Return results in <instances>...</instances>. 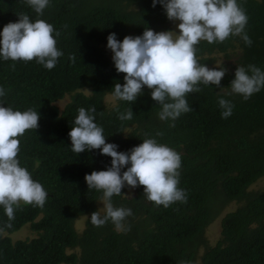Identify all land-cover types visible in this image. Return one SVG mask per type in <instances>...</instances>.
<instances>
[{"label": "trees", "instance_id": "16d2710c", "mask_svg": "<svg viewBox=\"0 0 264 264\" xmlns=\"http://www.w3.org/2000/svg\"><path fill=\"white\" fill-rule=\"evenodd\" d=\"M238 2L247 15L251 44L230 36L195 45L198 62L211 68L220 58L217 66L226 69L225 75L219 87L198 84L199 92L188 94L191 111L161 121L160 105L146 86L132 104L112 97L111 88L123 84L124 73L115 70L102 47L110 32L122 40L145 27L169 30L173 21L159 3L51 0L37 16L23 0H0V27L15 22L20 12L42 19L59 30L56 47L63 53L51 70L34 60L0 61V86L6 90L0 100L14 110L39 113L38 127L18 137L17 157L48 193L42 206L21 202L11 221L0 208V264H264V190L252 189L264 180V88L246 101L227 88L237 65L264 71V0ZM218 96L233 105L227 118L220 116ZM89 106L117 151L146 137L176 150L181 157L177 186L186 191V202L154 206L144 198L142 185L125 187V196L114 195L112 201L131 209L128 230L118 232L111 222L93 226L88 216L102 207V193L88 189L84 176L106 169L111 157L99 149L76 154L68 138L77 109ZM129 108L132 118L118 119ZM233 203L237 207L220 218L219 237L211 243L207 228ZM25 227L28 235L14 240L12 235Z\"/></svg>", "mask_w": 264, "mask_h": 264}, {"label": "clouds", "instance_id": "9594fccd", "mask_svg": "<svg viewBox=\"0 0 264 264\" xmlns=\"http://www.w3.org/2000/svg\"><path fill=\"white\" fill-rule=\"evenodd\" d=\"M23 2L40 16L51 0ZM157 3L168 20L178 21L175 24L178 31H153L145 27L140 35H125L122 40L110 32L106 48L111 51L115 70L124 73L123 84L114 83L111 95L115 100L132 104L146 86L151 99L160 105L158 119L175 121L182 113L192 110L187 96L199 92L198 84L219 87L226 72L223 66L209 68L200 64L195 45L202 40L223 42L230 36H239L246 45L251 40L245 31L247 15L238 0H151L153 7ZM16 15L15 22L0 27V61L34 60L51 70L63 55L56 47L59 30L42 19L30 20L25 12ZM227 88L246 101L264 88V71L254 65L247 68L237 65ZM5 93V88L0 86V98ZM217 102L221 118L229 117L231 101L218 96ZM95 112L94 106L79 107L68 131L69 148L74 153L99 149L100 154L111 157L106 169L93 170L84 176L88 189L102 193L103 215L97 209L88 216L93 226L111 222L118 232L128 230L126 217L132 215L131 209L114 206L112 201L114 195L125 196L121 192L125 187L142 185L144 198L154 206L167 208L178 201L186 202V191L177 186L181 157L176 150L158 143L155 137H146L127 151H117L118 145L106 142L103 128L95 123ZM132 116L131 108L118 113L120 120H130ZM38 119L37 110H14L0 100V208L8 221L14 218V210L21 202L42 206L48 197L17 157L18 137L26 130H35Z\"/></svg>", "mask_w": 264, "mask_h": 264}, {"label": "rangeland", "instance_id": "374dc122", "mask_svg": "<svg viewBox=\"0 0 264 264\" xmlns=\"http://www.w3.org/2000/svg\"><path fill=\"white\" fill-rule=\"evenodd\" d=\"M178 23L177 22H172V24L170 25V29L169 30H173V31H178V29H176L175 24ZM103 50L105 51L108 59L110 61L111 60V51L109 49L106 48V45H103ZM220 62H222V59L219 58V60L216 62V65L219 64ZM66 100L60 101L58 103V105L62 108L63 105L65 104ZM252 189L255 191H263L264 190V180H258L253 186ZM237 207L236 204H230L229 206H227L226 208L222 209V212L218 215V217H216L214 219V221L209 225V227L206 230V238H208V240H211V243H214L218 237H219V231H220V218L224 215V213L228 212L229 210H234ZM100 211H102V208H100ZM83 219L80 221L79 224H82ZM20 231V230H19ZM17 231L15 232L14 235H12L14 240L17 239H24L27 235L29 229L27 227H25L24 231Z\"/></svg>", "mask_w": 264, "mask_h": 264}]
</instances>
